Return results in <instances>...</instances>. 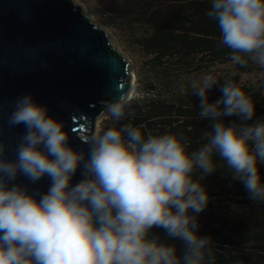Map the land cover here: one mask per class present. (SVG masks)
Here are the masks:
<instances>
[{"label":"clouds","instance_id":"obj_1","mask_svg":"<svg viewBox=\"0 0 264 264\" xmlns=\"http://www.w3.org/2000/svg\"><path fill=\"white\" fill-rule=\"evenodd\" d=\"M206 15L218 23L232 63L245 66L248 56L264 69V0H211ZM185 79L201 98L199 116L211 122V131L204 133L207 143L189 152L187 138L178 134L145 139L131 124L109 128L89 142L84 179L76 184L73 177L85 154L69 144L63 124L47 106L32 95L18 99L10 123L26 131L14 161L5 158L7 147L0 143V264H212V238L198 234L199 215L211 201L200 181L216 171L218 155L250 199L264 201V120L221 119L250 121L256 113L231 79L214 103L208 92L216 77ZM128 106L129 98L121 96L105 111L119 121ZM20 175L32 183L47 176L50 186L37 195L15 183ZM153 228L183 240L184 255L161 243Z\"/></svg>","mask_w":264,"mask_h":264},{"label":"trees","instance_id":"obj_2","mask_svg":"<svg viewBox=\"0 0 264 264\" xmlns=\"http://www.w3.org/2000/svg\"><path fill=\"white\" fill-rule=\"evenodd\" d=\"M96 2L100 14L116 20L114 24L125 31L150 68L146 81H138L139 92L115 128L131 124L140 128L145 139L148 135L178 134L187 138L189 152L199 149L207 143L204 133L211 131V122L199 116L201 98L191 93L185 78L209 73L218 81L208 92L210 103L222 98V84L231 79L256 108L250 121L227 116L221 118L225 123L255 124L264 120V87L241 82L243 74L259 66L248 56L244 57L245 66L232 63L231 50L221 43L218 23L206 15L211 0ZM225 67H229L227 71ZM214 163L216 171L200 181L211 201L203 211L206 219L199 220L198 232L212 238V264H264V201L251 200L244 184L232 179V169L218 155ZM260 172L264 179V165ZM199 176L197 171L194 179ZM152 233L161 243L174 245L178 256L184 255L183 240L168 236L162 228H153Z\"/></svg>","mask_w":264,"mask_h":264},{"label":"water","instance_id":"obj_3","mask_svg":"<svg viewBox=\"0 0 264 264\" xmlns=\"http://www.w3.org/2000/svg\"><path fill=\"white\" fill-rule=\"evenodd\" d=\"M135 86L128 55L84 13L83 5L0 0V143L7 147L6 159H16L26 131L10 123L15 102L32 95L63 124L69 144L85 154L72 181L80 182L99 118L112 101L131 98ZM15 183L39 195L48 190L50 179L32 183L20 175Z\"/></svg>","mask_w":264,"mask_h":264},{"label":"rangeland","instance_id":"obj_4","mask_svg":"<svg viewBox=\"0 0 264 264\" xmlns=\"http://www.w3.org/2000/svg\"><path fill=\"white\" fill-rule=\"evenodd\" d=\"M79 4L83 5L84 13L90 16L95 23L106 29L111 37L116 41L121 52H124L128 55L129 61L131 63L132 72L135 76V91L133 92L131 98H129V103L131 99L137 96L138 91V81L141 79L146 81L149 75V66L147 65V58L134 47L133 41H130V38L125 34V31L121 30L114 23L116 20L114 18H106L104 15L100 14L99 9L97 8L96 0H75ZM229 67L223 69L228 70ZM221 69V68H220ZM241 82L246 85H256L257 87H264V69L260 67L253 72L243 74L241 76ZM143 85V83H142ZM142 87V86H141ZM117 120L111 117L107 112L99 118L95 136L97 134H103L104 131L109 128L116 126ZM205 213L202 212L199 215V220H204Z\"/></svg>","mask_w":264,"mask_h":264},{"label":"bare ground","instance_id":"obj_5","mask_svg":"<svg viewBox=\"0 0 264 264\" xmlns=\"http://www.w3.org/2000/svg\"><path fill=\"white\" fill-rule=\"evenodd\" d=\"M136 82V81H135Z\"/></svg>","mask_w":264,"mask_h":264}]
</instances>
